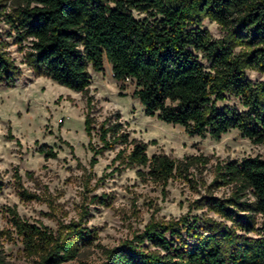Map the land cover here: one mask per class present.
<instances>
[{
    "label": "trees",
    "instance_id": "obj_1",
    "mask_svg": "<svg viewBox=\"0 0 264 264\" xmlns=\"http://www.w3.org/2000/svg\"><path fill=\"white\" fill-rule=\"evenodd\" d=\"M5 1L0 0V22L22 51L23 43L30 42L25 64L37 77L85 94L92 84L90 68L101 72L106 58L116 81L134 83V97L146 116L180 126L190 136L218 141L236 130L264 145V80L253 83L246 75L248 70L264 75V0H14L12 13L5 12ZM206 18L227 35L213 39L202 29ZM3 46L0 84L13 87L20 70ZM229 96L238 98L243 110L226 104ZM91 108L87 97L89 137ZM119 128L101 125L103 146L92 149L94 156L125 145L117 155L121 164L145 169L138 174L163 186L192 164L164 153L149 157L146 144L129 140ZM39 152L55 157L43 147ZM15 179L22 199L36 198L24 189L18 173ZM212 187L231 192L204 195L179 218L149 221L131 239L104 248L100 264H264V159L220 163ZM11 225L27 256L39 258L38 264L75 260L81 247L96 238L80 222L54 233L22 220L14 210ZM259 225L263 234L255 237Z\"/></svg>",
    "mask_w": 264,
    "mask_h": 264
},
{
    "label": "rangeland",
    "instance_id": "obj_2",
    "mask_svg": "<svg viewBox=\"0 0 264 264\" xmlns=\"http://www.w3.org/2000/svg\"><path fill=\"white\" fill-rule=\"evenodd\" d=\"M14 3H2L6 13L13 12ZM201 26L213 39L227 35L208 18ZM9 33V27L0 22V43L20 70L15 86L0 84V264L39 261L25 253L22 239L11 225V210L22 220L44 225L54 233L62 225L80 222L83 228L94 231L96 238L81 247L77 259L63 264H100L104 248L131 239L149 221L179 218L207 194L228 196L229 187L209 189L220 163L245 157L264 159V145L253 144L236 130L215 141L190 136L180 126L146 116L134 97V83L116 81L106 58L101 72L90 68L92 84L85 94L37 77L25 64L30 42L23 43L22 51ZM246 75L253 83L264 80L256 71L248 70ZM87 97L92 101L90 137L85 131ZM226 104L243 110L236 97L229 96ZM105 122L119 124L120 133H127L129 140L146 144L149 157L164 153L184 165L192 164L163 186L138 174L145 169L121 164L117 155L125 145L116 144L94 156L92 149L103 146L100 127ZM40 147L53 151L55 157L41 154ZM17 173L24 189L36 198L24 200L19 196ZM95 197L98 200L93 202ZM258 227L255 237L263 234Z\"/></svg>",
    "mask_w": 264,
    "mask_h": 264
},
{
    "label": "built area",
    "instance_id": "obj_3",
    "mask_svg": "<svg viewBox=\"0 0 264 264\" xmlns=\"http://www.w3.org/2000/svg\"><path fill=\"white\" fill-rule=\"evenodd\" d=\"M127 81H129V79H127Z\"/></svg>",
    "mask_w": 264,
    "mask_h": 264
}]
</instances>
